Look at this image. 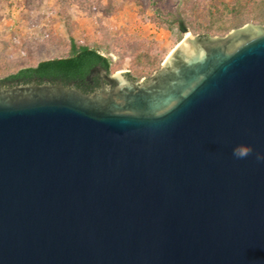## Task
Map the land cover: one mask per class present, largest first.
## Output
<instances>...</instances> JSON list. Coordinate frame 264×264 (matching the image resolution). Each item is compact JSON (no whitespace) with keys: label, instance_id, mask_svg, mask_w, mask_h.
<instances>
[{"label":"water","instance_id":"water-1","mask_svg":"<svg viewBox=\"0 0 264 264\" xmlns=\"http://www.w3.org/2000/svg\"><path fill=\"white\" fill-rule=\"evenodd\" d=\"M95 71L0 82V264H264V24Z\"/></svg>","mask_w":264,"mask_h":264},{"label":"rangeland","instance_id":"rangeland-1","mask_svg":"<svg viewBox=\"0 0 264 264\" xmlns=\"http://www.w3.org/2000/svg\"><path fill=\"white\" fill-rule=\"evenodd\" d=\"M236 1L0 0V78L20 66L67 55L70 33L79 43L99 45L112 60V72H134L138 45L162 51L164 61L187 32L224 36L246 23L264 24L263 2L240 15L242 25H233L230 7ZM109 2L112 11L106 10ZM210 23L212 32L207 31ZM150 75L143 73L137 80Z\"/></svg>","mask_w":264,"mask_h":264},{"label":"trees","instance_id":"trees-1","mask_svg":"<svg viewBox=\"0 0 264 264\" xmlns=\"http://www.w3.org/2000/svg\"><path fill=\"white\" fill-rule=\"evenodd\" d=\"M263 2L264 0H237L233 3L230 7L231 12L236 18V22L233 25H242L244 20L240 15L247 11L251 12L253 6ZM112 9L113 5L109 2L106 5V10L112 11ZM261 21H264V18ZM180 25L181 30L186 31L184 21H181ZM214 29L213 23L207 26L208 32H212ZM182 38L183 36H180L179 40ZM134 53V72H126L127 76L131 79L137 80L143 73L150 75L162 64V51L151 52V49L146 45H138L134 48ZM96 65H101L107 68L109 72H112V60L110 56L101 51L99 45L79 43L70 33L67 55L42 59L34 64L20 66L1 77L0 82L4 85H13L32 82H62L68 84L74 81L77 88L88 92L90 89L86 84V76L91 68Z\"/></svg>","mask_w":264,"mask_h":264},{"label":"flooded vegetation","instance_id":"flooded-vegetation-1","mask_svg":"<svg viewBox=\"0 0 264 264\" xmlns=\"http://www.w3.org/2000/svg\"><path fill=\"white\" fill-rule=\"evenodd\" d=\"M97 66H101V65H96L94 67ZM92 67L91 70L94 68ZM103 67V66H101ZM105 68V67H103ZM107 69V68H106ZM91 70L89 71V73L86 76V84L88 86V88L90 89L88 92H94L96 90H100L103 86V84H107L108 85V81L106 79H104L101 75V73L99 71H95L92 75H91ZM108 70V69H107ZM109 72V71H108ZM111 73V72H109ZM126 73V72H125ZM127 75V74H126ZM146 78H144L143 80H145ZM74 82V81H71ZM74 86H75V82H74ZM76 87V86H75ZM79 89V88H78ZM81 90V89H80ZM83 91V90H82ZM85 92V91H84Z\"/></svg>","mask_w":264,"mask_h":264},{"label":"clouds","instance_id":"clouds-1","mask_svg":"<svg viewBox=\"0 0 264 264\" xmlns=\"http://www.w3.org/2000/svg\"><path fill=\"white\" fill-rule=\"evenodd\" d=\"M252 152L253 149L251 146L238 145L233 148V156L236 157L237 159H244L250 156ZM256 159L264 161V154L258 153L256 155Z\"/></svg>","mask_w":264,"mask_h":264},{"label":"bare ground","instance_id":"bare-ground-1","mask_svg":"<svg viewBox=\"0 0 264 264\" xmlns=\"http://www.w3.org/2000/svg\"><path fill=\"white\" fill-rule=\"evenodd\" d=\"M190 32H191V31H190ZM190 32H187V33H186V36H189V35H191V33H190Z\"/></svg>","mask_w":264,"mask_h":264}]
</instances>
